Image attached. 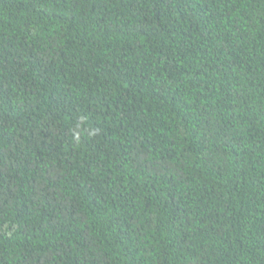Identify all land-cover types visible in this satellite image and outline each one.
<instances>
[{
    "label": "trees",
    "instance_id": "1",
    "mask_svg": "<svg viewBox=\"0 0 264 264\" xmlns=\"http://www.w3.org/2000/svg\"><path fill=\"white\" fill-rule=\"evenodd\" d=\"M0 264H264V0H0Z\"/></svg>",
    "mask_w": 264,
    "mask_h": 264
},
{
    "label": "clouds",
    "instance_id": "2",
    "mask_svg": "<svg viewBox=\"0 0 264 264\" xmlns=\"http://www.w3.org/2000/svg\"><path fill=\"white\" fill-rule=\"evenodd\" d=\"M76 129L78 130H84L88 135H94L95 131L88 128V122L85 117L80 116L78 120L76 121L75 125ZM81 135V131H73V139L75 141H79Z\"/></svg>",
    "mask_w": 264,
    "mask_h": 264
}]
</instances>
